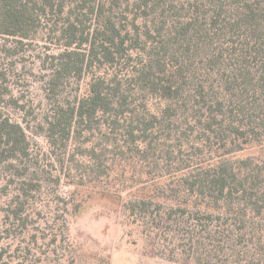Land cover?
Listing matches in <instances>:
<instances>
[{"label": "trees", "instance_id": "16d2710c", "mask_svg": "<svg viewBox=\"0 0 264 264\" xmlns=\"http://www.w3.org/2000/svg\"><path fill=\"white\" fill-rule=\"evenodd\" d=\"M37 41L48 107L30 124L13 116L25 105L9 75ZM0 56L10 226L27 228L44 187L65 185L61 245L90 188L184 261L264 264V0H0Z\"/></svg>", "mask_w": 264, "mask_h": 264}, {"label": "rangeland", "instance_id": "374dc122", "mask_svg": "<svg viewBox=\"0 0 264 264\" xmlns=\"http://www.w3.org/2000/svg\"><path fill=\"white\" fill-rule=\"evenodd\" d=\"M46 51L45 44L39 41L27 46L21 59L17 58L15 73L9 75L13 92L25 105L24 111H12L17 120L33 124L48 107L39 78L44 72L41 58ZM1 60L7 64V59L0 56ZM84 88L85 82L81 90ZM28 133L33 151L38 153L43 165L51 168L48 163L53 160L47 142L30 129ZM6 177L0 166V264H191L173 255L172 246L167 243L152 245L145 241L126 219L114 196L90 188L84 190V194L90 191L91 194L86 197L82 210L75 216L66 215L68 234L61 245L51 242L50 237L52 228L58 225L61 208L55 195L68 194L69 187L65 185L51 183L44 187L29 209L31 222L27 228L10 226L4 219V208L15 186L7 185ZM74 249H78L79 256H75L73 263Z\"/></svg>", "mask_w": 264, "mask_h": 264}]
</instances>
